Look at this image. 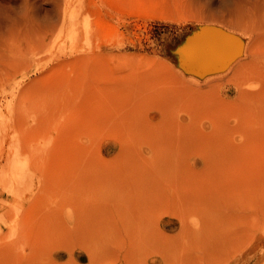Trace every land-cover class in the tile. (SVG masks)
<instances>
[{
  "label": "rangeland",
  "instance_id": "374dc122",
  "mask_svg": "<svg viewBox=\"0 0 264 264\" xmlns=\"http://www.w3.org/2000/svg\"><path fill=\"white\" fill-rule=\"evenodd\" d=\"M0 264H264V0H0Z\"/></svg>",
  "mask_w": 264,
  "mask_h": 264
},
{
  "label": "bare ground",
  "instance_id": "6f19581e",
  "mask_svg": "<svg viewBox=\"0 0 264 264\" xmlns=\"http://www.w3.org/2000/svg\"><path fill=\"white\" fill-rule=\"evenodd\" d=\"M238 33H239L241 36H244L243 33H242L241 31H238ZM219 36H220L219 38H220L221 40H228V38H227L226 36H224V35H222V34H220V33H219ZM228 42H229V41H228Z\"/></svg>",
  "mask_w": 264,
  "mask_h": 264
}]
</instances>
